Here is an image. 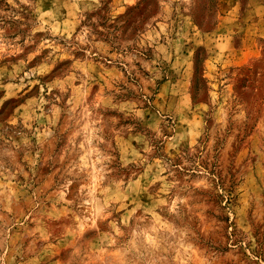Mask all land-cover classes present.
Returning a JSON list of instances; mask_svg holds the SVG:
<instances>
[{"label": "rangeland", "instance_id": "374dc122", "mask_svg": "<svg viewBox=\"0 0 264 264\" xmlns=\"http://www.w3.org/2000/svg\"><path fill=\"white\" fill-rule=\"evenodd\" d=\"M0 264H264V0H0Z\"/></svg>", "mask_w": 264, "mask_h": 264}]
</instances>
